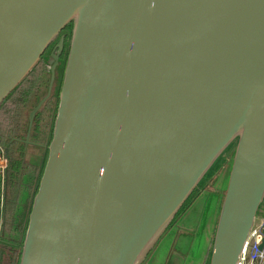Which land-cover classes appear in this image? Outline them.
<instances>
[{
	"label": "water",
	"instance_id": "95a60500",
	"mask_svg": "<svg viewBox=\"0 0 264 264\" xmlns=\"http://www.w3.org/2000/svg\"><path fill=\"white\" fill-rule=\"evenodd\" d=\"M68 26L18 264H141L195 233L232 154L208 264H237L264 211V0H0V107Z\"/></svg>",
	"mask_w": 264,
	"mask_h": 264
},
{
	"label": "rangeland",
	"instance_id": "374dc122",
	"mask_svg": "<svg viewBox=\"0 0 264 264\" xmlns=\"http://www.w3.org/2000/svg\"><path fill=\"white\" fill-rule=\"evenodd\" d=\"M70 38L68 40V43ZM67 43V44H68ZM46 59V58H45ZM66 63V61H65ZM65 63L62 66L59 76L53 83V89L50 98L42 106L35 117V125L33 124L29 144L16 145L13 144L9 148V162L12 159H19L21 167L19 174L14 181L10 182L11 172H6L8 160L4 169H0L2 185H6V195L3 197V211L1 221L2 240L12 242L16 248L14 262L19 263L21 248L28 224V217L31 210L33 198L36 194L40 177L47 158V148L52 138L53 125L55 121L58 94L62 82ZM50 80L49 68L42 61L22 82L21 89L16 88L9 99L0 110V138L2 142L0 148L4 154L7 151V143L14 138L25 139L27 131L28 113L35 106L36 102L42 99L46 92ZM21 83V84H22ZM20 84V85H21ZM19 85V86H20ZM2 106V105H1ZM12 130L11 133H5L4 130ZM23 148L21 156L16 148ZM1 155V153H0ZM233 161V154L224 163L223 167L215 172H210L205 176L203 184L205 188L210 189L213 193L209 196L208 207L206 213L203 214L201 227L205 228L203 235L206 240L201 241L202 245L198 251L201 254L203 245L206 241V253L209 257L213 235L218 220L220 207L226 190L229 173ZM9 174V175H8ZM6 182V184H5ZM207 182V183H205ZM2 253V254H1ZM8 251L0 250L1 264H10L12 261L11 254ZM146 259L141 263L145 264ZM208 264V259L205 260Z\"/></svg>",
	"mask_w": 264,
	"mask_h": 264
},
{
	"label": "flooded vegetation",
	"instance_id": "af4514ba",
	"mask_svg": "<svg viewBox=\"0 0 264 264\" xmlns=\"http://www.w3.org/2000/svg\"><path fill=\"white\" fill-rule=\"evenodd\" d=\"M70 35H71V26H68L64 31H62L59 36L57 37L56 41L45 51L44 55L41 57L40 59V62L39 64L45 60V63L46 65L48 66L49 68V72H50V67L52 65V62L50 60V57H51V54L53 53L54 55H56L59 51L58 48L55 49V47L57 46L59 40L61 38H63V47H62V51H61V55H60V58H59V62H58V66L56 67V70H55V80L57 79V77L59 76V72L62 68V66L64 65L65 61H66V57H67V54H68V40L70 38ZM46 58V59H45ZM7 147H8V144H6ZM22 153H19V155L21 156ZM6 155H7V151H6ZM5 155V156H6ZM6 184V182H5ZM6 185H2V182H1V185H0V200H1V206L0 208L2 207V200H3V197L6 195ZM205 190H207V188H205L204 190L201 191L204 192ZM210 195H212V191L210 193ZM192 201V202H191ZM194 202L193 198H189L188 200V203H187V206H185L182 211L179 213V215L190 205H192V203ZM1 210V209H0ZM2 215H3V211L1 210L0 212V220L2 219ZM173 227V226H172ZM172 229V228H171ZM1 232H2V229H1V221H0V250L1 249H4L5 251H8L9 254H11L12 256V261L10 264H16V262H14V255L16 254V248H15V245L14 243L12 242H6L5 240H2V236L1 235ZM178 234V233H177ZM174 235V234H171L168 238H167V241L164 242V244H168L169 243V239L170 237L172 238L173 236H177ZM181 237L182 239H187V236H179ZM184 251L183 248H181V250L178 252V251H174L173 249L170 248V250L168 249H165L164 252L166 253L165 255H168L169 257H171V261L173 264H179L181 261L179 260V257H178V254H182V252ZM164 252L160 251V240L159 242L157 243L156 247L154 249H152L147 257H146V262L150 263L151 261V264H160L162 258L165 256L164 255ZM178 252V253H177ZM7 253V254H8ZM2 254V253H1ZM163 254V255H162ZM160 255L163 256L161 257V260H160ZM155 261V262H154ZM154 262V263H153ZM0 264H1V255H0Z\"/></svg>",
	"mask_w": 264,
	"mask_h": 264
},
{
	"label": "crops",
	"instance_id": "0c3cea01",
	"mask_svg": "<svg viewBox=\"0 0 264 264\" xmlns=\"http://www.w3.org/2000/svg\"><path fill=\"white\" fill-rule=\"evenodd\" d=\"M208 200H209V197H208L207 202L205 204L203 213H202V215H201V217H200V219L196 225V230H195V233L193 235H188V234H184V233L179 234L178 232H175V231L173 232L172 229L174 228V225H172L173 227H170V229L160 239V251L162 249V251L164 252L165 249L170 250V248H171L174 251L179 252L181 250V248L184 249L182 254H178L179 260L181 261L179 264H205V260L208 259L207 253H206V251H207L206 250V241L203 245V248H202L200 255H199V251H198V247L200 249V247L202 245L201 241L206 240V238L203 236V235H205L204 233H206V232H204L205 228H202L200 224H202V221L204 218L203 214L206 213V210L208 207ZM190 206H188L180 214L179 217H181L189 209ZM202 216H203V218H202ZM259 216L264 217V211ZM170 230H171V232H170ZM171 234H174V235L177 234V236H173L172 238L170 237L169 243L164 244V242L167 241V238ZM179 236H187V239H185V238L182 239ZM165 254L166 253L164 252V255ZM161 257H163V256L160 255V260H161ZM160 262H161L160 264H173L171 261V257H169L168 255H165ZM145 264H151V261H150V263L145 262ZM261 264H264V262H262Z\"/></svg>",
	"mask_w": 264,
	"mask_h": 264
},
{
	"label": "built area",
	"instance_id": "2783aa9c",
	"mask_svg": "<svg viewBox=\"0 0 264 264\" xmlns=\"http://www.w3.org/2000/svg\"><path fill=\"white\" fill-rule=\"evenodd\" d=\"M0 169L3 170L6 162V156L0 148ZM264 240V217L259 216L246 239L240 253L237 264H261L264 262V248L259 247Z\"/></svg>",
	"mask_w": 264,
	"mask_h": 264
},
{
	"label": "trees",
	"instance_id": "16d2710c",
	"mask_svg": "<svg viewBox=\"0 0 264 264\" xmlns=\"http://www.w3.org/2000/svg\"><path fill=\"white\" fill-rule=\"evenodd\" d=\"M23 84L24 83H22L20 86H18L17 88L18 89H21V87H23ZM17 90V89H16ZM15 91V90H14ZM13 91V92H14ZM12 92V93H13ZM11 93V94H12ZM11 94L6 98V100L3 102V104H2V106L0 107V110H1V108L3 107V105L6 103V101L9 99V97L11 96ZM39 101V100H38ZM37 101V102H38ZM36 102V103H37ZM35 122L36 121H34V125H35ZM28 123V122H27ZM5 131V133H11L10 131H12V130H4ZM2 138H0V144H1V142H2ZM4 141V140H3ZM10 141H12V142H8L7 144H8V147H7V160H8V166H7V171L6 172H11V175H10V177H9V179H10V182H12V181H14L13 179H15L16 178V176L19 174V171H20V167H21V161L19 160V159H17V158H15V159H12L10 162H9V159H10V157H9V148L13 145V144H16V145H21L22 143H20V141H22V139H19V138H14V139H12V140H10ZM22 146V145H21ZM16 150H18L17 152H18V154L19 153H22L21 151H23V148H16ZM9 175V174H8ZM1 182H2V180H1V175H0V185H1ZM0 206H1V200H0ZM0 212H1V210H0Z\"/></svg>",
	"mask_w": 264,
	"mask_h": 264
}]
</instances>
